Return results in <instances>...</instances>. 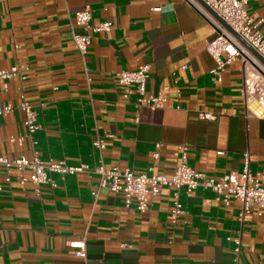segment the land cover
I'll return each instance as SVG.
<instances>
[{"label":"crops","instance_id":"1","mask_svg":"<svg viewBox=\"0 0 264 264\" xmlns=\"http://www.w3.org/2000/svg\"><path fill=\"white\" fill-rule=\"evenodd\" d=\"M86 6L92 24L112 26L92 32L83 55L76 11ZM248 9L264 18V0ZM259 28L264 34V21ZM214 37L213 25L187 0H0V69L26 67L25 78L8 80V88L0 81V104L17 105L23 94L33 105L43 160L135 172L154 164L171 176L178 147L187 145L188 163L216 179L240 171L250 152L251 170L263 182L264 116L256 106L264 107V74L237 57L214 80L206 50ZM142 64L150 67L147 92L163 90L164 107H137V85L126 97L116 79ZM25 130L18 107L0 116V154L31 158L29 139L9 141ZM17 176L13 169L12 180H2L0 264H264V211L254 208L240 222V201L225 205L210 188L182 191L184 213L173 222L170 187L141 212L127 208L121 192L103 187L93 196L97 173H52L53 184H42L40 194ZM81 240L86 257L69 246Z\"/></svg>","mask_w":264,"mask_h":264},{"label":"built area","instance_id":"2","mask_svg":"<svg viewBox=\"0 0 264 264\" xmlns=\"http://www.w3.org/2000/svg\"><path fill=\"white\" fill-rule=\"evenodd\" d=\"M213 25L215 37L209 42L206 50L215 60V66L211 73L214 80L221 81L226 67L237 57H242L246 62H252L264 74V63L247 47L238 37L240 35L252 48L264 58V34L259 26L264 18L252 14L248 7L253 0H187ZM92 14L89 6L76 11V23L82 29L81 33L75 35V42L79 51L84 55L87 53L92 42V32H102L111 29L110 21H103L96 25L92 24ZM228 25V26H227ZM238 34V35H237ZM26 69L23 65H14L10 68L0 69V81L4 88H8V80L14 77L25 78L22 71ZM149 65L142 64L135 70H121L116 72V79L125 86V96L131 93L130 87L134 84L138 87L137 107L154 106L164 107L167 102L163 90L156 93L147 92V80L149 77ZM16 107L24 113V125L26 130L23 134L9 137L10 142L20 145L29 139L33 146V156L18 155L7 157L0 154V193L3 189L2 180H12V170L18 172V180L24 185L32 182L37 194L41 192V185L52 183V173L76 174L78 172L97 173L100 178L98 189L92 191L93 196H98L100 188H107L111 192L123 193L125 206L132 211L144 212L149 208L150 199L160 194L164 187L172 188L173 206L171 218L176 222L178 217L184 213L181 201V192L191 196L198 186L210 188L218 198L229 205L232 198L241 203L238 219L245 222L254 208H258V214L264 211V181L259 179V173L251 170L250 152L243 154V166L238 172H229L221 178H208L204 172L192 167L188 163V146L180 145L176 151L180 162L174 173L168 176L165 173L155 171L152 164L145 172H135L130 168L119 167L106 168L103 164L91 169L88 164L70 165L65 160L49 158L43 160L39 151L35 148V133L41 128L38 122V114L33 105L21 95L17 105L12 102L0 104V116L11 113ZM264 116V107L258 112ZM205 118H215L211 113H204ZM94 144L101 147L97 139ZM160 144H157L159 147ZM155 160H159L158 151L153 153ZM6 173L3 176L2 171ZM239 244V238L235 239ZM69 246L72 252L78 256L86 257V245L84 240L71 241ZM239 252L240 248L235 249Z\"/></svg>","mask_w":264,"mask_h":264},{"label":"water","instance_id":"3","mask_svg":"<svg viewBox=\"0 0 264 264\" xmlns=\"http://www.w3.org/2000/svg\"><path fill=\"white\" fill-rule=\"evenodd\" d=\"M228 26V25H227ZM238 35V34H237ZM238 37L247 45V47L264 63V58L254 49L252 48L240 35Z\"/></svg>","mask_w":264,"mask_h":264},{"label":"rangeland","instance_id":"4","mask_svg":"<svg viewBox=\"0 0 264 264\" xmlns=\"http://www.w3.org/2000/svg\"><path fill=\"white\" fill-rule=\"evenodd\" d=\"M256 107H257L256 109H260V110L262 109V107H261V106H256Z\"/></svg>","mask_w":264,"mask_h":264}]
</instances>
